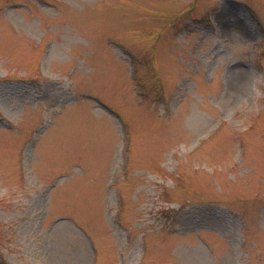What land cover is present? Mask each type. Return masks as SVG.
Segmentation results:
<instances>
[{"label": "rangeland", "instance_id": "1", "mask_svg": "<svg viewBox=\"0 0 264 264\" xmlns=\"http://www.w3.org/2000/svg\"><path fill=\"white\" fill-rule=\"evenodd\" d=\"M0 264H264V0H0Z\"/></svg>", "mask_w": 264, "mask_h": 264}]
</instances>
